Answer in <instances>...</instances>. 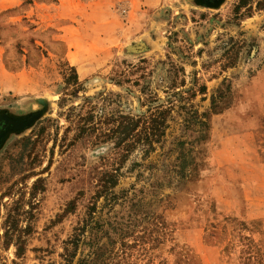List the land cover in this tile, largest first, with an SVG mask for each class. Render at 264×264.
<instances>
[{"label": "rangeland", "instance_id": "rangeland-1", "mask_svg": "<svg viewBox=\"0 0 264 264\" xmlns=\"http://www.w3.org/2000/svg\"><path fill=\"white\" fill-rule=\"evenodd\" d=\"M60 1L0 5V116L33 118L0 121V264L59 263L76 232L74 264H264V0ZM156 109L164 136L126 156L75 138ZM38 178L19 256L3 223Z\"/></svg>", "mask_w": 264, "mask_h": 264}, {"label": "trees", "instance_id": "trees-1", "mask_svg": "<svg viewBox=\"0 0 264 264\" xmlns=\"http://www.w3.org/2000/svg\"><path fill=\"white\" fill-rule=\"evenodd\" d=\"M248 0H241L242 5H246ZM261 5V4H260ZM74 69V68H73ZM77 76V75H75ZM152 111V110H151ZM168 111L166 109H156L150 115H145L136 119L130 116H121L119 120H113L108 122L109 126L101 127L98 129L95 123L87 125V122L95 119V114L89 113L87 117H84L85 123H79L77 126L78 132L75 138H81L85 135L92 133L97 134L99 139L102 140H114L117 146H122L125 150L124 156L131 153L140 144H153L159 142L165 134V127L167 125ZM105 123V122H104ZM112 124V125H110ZM45 129L42 127L41 132ZM29 149L28 157H32L34 145L31 142V137H26V150ZM127 153V154H126ZM34 164L33 157L26 165V169ZM35 175L34 172L27 174V176ZM26 176V179L28 178ZM112 184L116 183V176L111 177ZM106 182L103 186L104 189H108ZM40 190H45L44 179L38 178L32 185L31 199L29 200L30 209L24 208L25 206V192H21L19 199L9 207L6 219L3 223L4 233L2 244L5 247L15 246L17 255H23L27 249L28 239L27 236L34 231L33 225L28 223L23 225V221L26 218L32 220L35 217L34 209V197ZM23 191V189H22ZM75 203L71 202L73 206ZM84 230H81L83 232ZM1 237V236H0ZM82 236L76 232L70 239L66 241V249L63 253V260L54 264H74L75 258L78 254L80 246V240Z\"/></svg>", "mask_w": 264, "mask_h": 264}, {"label": "crops", "instance_id": "crops-1", "mask_svg": "<svg viewBox=\"0 0 264 264\" xmlns=\"http://www.w3.org/2000/svg\"><path fill=\"white\" fill-rule=\"evenodd\" d=\"M5 1L6 0H0V5L4 4ZM72 1L73 0H61L60 4L63 5L65 3L72 2ZM56 7L57 6L55 5V8ZM70 28H72V26H66L65 28H63V30H65V31L71 30ZM68 56H70L69 60L73 65L80 62V59H81L80 53H78L76 50H73L72 48H70V52H68ZM7 72H8L7 67L5 66V64L2 61H0V91L1 92L5 88V84H6L5 75H7ZM22 79H23V81H22V89L21 90L25 91L24 94H26V88H29L28 84H31V83H28V80L26 79V74L23 76ZM31 79L33 80V77H31ZM32 80H31V82H32Z\"/></svg>", "mask_w": 264, "mask_h": 264}, {"label": "water", "instance_id": "water-1", "mask_svg": "<svg viewBox=\"0 0 264 264\" xmlns=\"http://www.w3.org/2000/svg\"><path fill=\"white\" fill-rule=\"evenodd\" d=\"M224 0H215L214 2H208V3H211V4H215V5H220L222 2H223ZM144 44L143 43H141V44H138L137 46H135V47H133L132 49H134V50H138V49H140V48H144ZM139 47V48H138ZM6 117V116H5ZM3 115L2 116H0V121H2L4 118H5ZM32 117L31 118H29L28 120H25V121H23V122H21V123H18V122H14V120L12 119V118H9V117H6V121L8 122V123H10V125H13L14 127H24L25 125H28V124H30L31 122H32Z\"/></svg>", "mask_w": 264, "mask_h": 264}, {"label": "flooded vegetation", "instance_id": "flooded-vegetation-1", "mask_svg": "<svg viewBox=\"0 0 264 264\" xmlns=\"http://www.w3.org/2000/svg\"><path fill=\"white\" fill-rule=\"evenodd\" d=\"M214 0H210L209 2H213Z\"/></svg>", "mask_w": 264, "mask_h": 264}]
</instances>
